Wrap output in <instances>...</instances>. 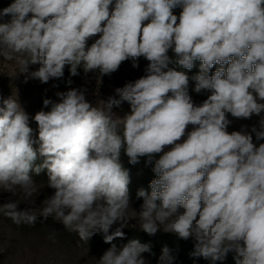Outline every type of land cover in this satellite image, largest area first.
I'll return each mask as SVG.
<instances>
[{"label": "clouds", "instance_id": "obj_1", "mask_svg": "<svg viewBox=\"0 0 264 264\" xmlns=\"http://www.w3.org/2000/svg\"><path fill=\"white\" fill-rule=\"evenodd\" d=\"M0 58L41 83L63 78L66 66L70 76L102 78L148 61L143 76L96 106L75 88L44 99L51 108L34 116L36 139L16 96H0V200L10 194L0 216L16 225L51 217L85 242L103 233L111 247L95 264H150V244L112 243L133 220L149 235L194 240L191 255L213 264L229 252L235 264H264V143L253 141L264 140V0H13L0 8ZM197 61L193 91L209 93L199 104L189 76L169 67L190 71ZM124 102L130 112L120 117L113 108ZM228 114L259 119L229 132ZM122 153L154 165L138 211ZM45 170L38 183L33 174ZM46 187L42 207H19ZM175 259L165 246L157 264Z\"/></svg>", "mask_w": 264, "mask_h": 264}, {"label": "rangeland", "instance_id": "obj_2", "mask_svg": "<svg viewBox=\"0 0 264 264\" xmlns=\"http://www.w3.org/2000/svg\"><path fill=\"white\" fill-rule=\"evenodd\" d=\"M12 2L13 0H0V8L7 7ZM138 63L139 67L133 68L131 61H125L112 76L105 75L102 78H100L99 73H89L85 76L82 69L79 70V75L73 77L70 76L66 66L63 78L50 79L47 83H41L37 79H28L25 82V74L18 73L15 76L19 71L18 66L14 62L0 58V96L4 99L16 96L18 102L29 115V126L33 129V138L36 139L38 138V125L34 116L39 111L47 112L51 108V105L44 106V99L59 102L58 92H66L75 88L84 91L86 100L96 106L98 100L107 101L109 96H115L116 88L123 87L126 82L135 81L145 74L144 69L148 61L140 58ZM217 67L219 65L214 66L210 70V74L214 73ZM37 68V65L30 66L29 71H35ZM176 70L184 71L189 76L190 95L195 103H202L209 93H195L193 91L195 81L191 79L198 74L199 65L190 71L182 68ZM69 80L72 81L71 84L68 83ZM113 112L123 117L130 112V105L124 102L120 107H114ZM228 118L231 120L227 129L229 132L240 131L243 126H247L250 131L251 126L256 124L259 119L256 116L249 120L237 119L231 114H228ZM253 141L257 143V146L259 143H264V140L257 142L254 134ZM34 147H38V145H34ZM165 150L169 149L166 148ZM158 158L159 154L155 155L154 159ZM121 161L130 175L129 193L132 207L138 211L143 201L142 198H137V191L144 188L150 193L149 183L156 178L152 171L154 165L146 163L147 157L142 163L132 165L123 153ZM33 175L38 183L47 181L46 170L38 176ZM52 192V189L46 187L38 198H33L34 202L22 203L19 207L21 209L27 206L42 207L41 202L46 195H51ZM2 195L3 199L0 202H4L10 197L8 193ZM135 223V220L130 221V226L123 229L124 238H117L112 243L120 247L131 239H138L141 243L150 244L155 255L142 254L144 258L149 260L150 264H157V259L165 246L176 258L175 264H213L210 259L191 255L194 251V240H183L162 230L155 235H149L138 229V223L135 227L131 226ZM116 226L118 225H114L110 229L109 234L115 230ZM50 237H54V239ZM109 247L111 245L104 242L103 233H97L85 242L80 240L76 233L68 231L61 223L51 217L46 221L37 220L34 225H16L10 219L0 216V264H95L96 258L98 259ZM234 256V252H229L223 260L216 261L215 264H235Z\"/></svg>", "mask_w": 264, "mask_h": 264}, {"label": "trees", "instance_id": "obj_3", "mask_svg": "<svg viewBox=\"0 0 264 264\" xmlns=\"http://www.w3.org/2000/svg\"><path fill=\"white\" fill-rule=\"evenodd\" d=\"M181 11H182V9L180 7H176V8L173 9V13L176 14L177 16H179ZM169 55L172 56L173 54L171 52H169ZM199 64H200L199 61L195 62V65H194L193 68H195ZM169 67L176 68V69L180 68L178 65H176L174 63L173 64H169ZM112 75H113V73L110 76H112ZM144 159H145V157H140L139 158V163H142Z\"/></svg>", "mask_w": 264, "mask_h": 264}]
</instances>
